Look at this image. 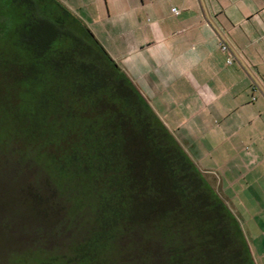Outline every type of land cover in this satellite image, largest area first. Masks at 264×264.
<instances>
[{
  "label": "trees",
  "instance_id": "1",
  "mask_svg": "<svg viewBox=\"0 0 264 264\" xmlns=\"http://www.w3.org/2000/svg\"><path fill=\"white\" fill-rule=\"evenodd\" d=\"M0 36L8 49L24 51L0 55V73L16 87V100H33L26 114L35 120L28 135L4 123L0 150L16 146L19 163L44 173L46 182L23 187L24 204L40 223L53 220L47 235L59 241L47 248L43 236L44 245L13 254L11 264H255L231 209L68 8L59 0H0ZM66 77L71 98L54 101L49 113L50 100L36 87L49 79L63 85ZM76 99L86 103L82 111ZM47 119L65 129L57 148L51 132L37 145ZM19 122L23 131L25 119ZM153 237L161 259L140 248Z\"/></svg>",
  "mask_w": 264,
  "mask_h": 264
},
{
  "label": "crops",
  "instance_id": "2",
  "mask_svg": "<svg viewBox=\"0 0 264 264\" xmlns=\"http://www.w3.org/2000/svg\"><path fill=\"white\" fill-rule=\"evenodd\" d=\"M59 1L242 220L264 264V0Z\"/></svg>",
  "mask_w": 264,
  "mask_h": 264
},
{
  "label": "rangeland",
  "instance_id": "3",
  "mask_svg": "<svg viewBox=\"0 0 264 264\" xmlns=\"http://www.w3.org/2000/svg\"><path fill=\"white\" fill-rule=\"evenodd\" d=\"M0 37V55L9 54V56L16 57L17 54L24 53L19 45L16 46L14 50L12 47L8 49L6 46L9 45V42H7L3 36ZM62 84L63 85H61L59 81L49 79L45 84H40V86L36 87L40 90L41 94L45 92V97L50 100L51 104L48 103L49 106L47 110L49 113L55 111L54 101L59 102L63 99L68 101L71 98L70 88L72 85L70 84L69 79L66 77L65 80H62ZM16 91V87L12 86L8 79H5L0 73V124H3L0 127L2 129L6 126L4 124L6 122L15 123L13 126H16L17 133L28 135V133H33L28 130V128H33L34 126L30 121L35 122V120H30L26 111L28 110L29 105L32 104L33 100H30L28 97L16 100ZM38 102L39 101L34 102V104L37 105ZM73 103L75 104L74 106L79 105V110H81L82 106L86 104L82 99H76ZM18 104H20V112L18 110ZM56 105L58 106L57 103ZM12 107L15 110V112L12 113L13 115L8 112L6 113L5 110ZM50 110L52 112H50ZM49 116H51V118L54 117V115L51 114H49ZM20 119H25V123L27 124V127L23 131L20 130ZM57 122L49 119H47V121L44 120L43 123L46 125V129L45 133L43 130L40 132L43 135H38L40 141L37 142V145L39 147H44V137L46 138L44 134L49 136V132H51V135L49 136L51 141L50 144H47L53 147L54 142H56L54 147H58L57 143L59 144L62 132L65 131V129L63 127L61 128L60 124ZM99 122H101V120L98 121L97 117L96 123ZM13 126L11 125V127ZM96 127L98 129V125ZM76 134L81 135V130L78 129ZM15 148L16 146L13 145L10 147L6 146L4 150H0V264H11L13 254L22 253L33 246L44 245L45 240L42 239L43 236H47V239L50 238V242L46 241L45 244L47 248L52 247L59 242L51 239L50 235H47L51 232L50 224L53 223V220H51V218L46 220L49 225L40 223V221L33 218L32 210L24 204L23 196L25 195V191L23 187L26 189L29 187L33 188L31 184L34 183L36 179H39L40 183L46 182L45 179H42L44 173L38 166H31L25 163L23 165L19 163L14 156ZM239 223L242 225V220H239ZM245 238L248 243V238L246 236ZM58 240H60V238H58ZM140 248H144L145 251H154L156 260L162 258V247L158 239H155L154 237L152 243ZM134 260L137 261L138 258L135 257Z\"/></svg>",
  "mask_w": 264,
  "mask_h": 264
},
{
  "label": "built area",
  "instance_id": "4",
  "mask_svg": "<svg viewBox=\"0 0 264 264\" xmlns=\"http://www.w3.org/2000/svg\"><path fill=\"white\" fill-rule=\"evenodd\" d=\"M173 12L176 14L180 13L178 8H173ZM221 47H222L223 51H226V52L230 51L229 46L224 41H222ZM234 57L235 56L233 54H230L229 59H228V63L232 64L233 60L235 59Z\"/></svg>",
  "mask_w": 264,
  "mask_h": 264
}]
</instances>
